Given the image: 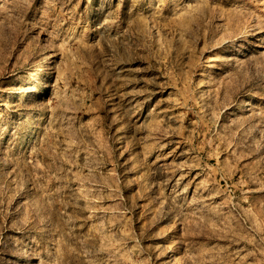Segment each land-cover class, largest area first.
Segmentation results:
<instances>
[{
	"label": "rangeland",
	"instance_id": "374dc122",
	"mask_svg": "<svg viewBox=\"0 0 264 264\" xmlns=\"http://www.w3.org/2000/svg\"><path fill=\"white\" fill-rule=\"evenodd\" d=\"M0 264H264V0H0Z\"/></svg>",
	"mask_w": 264,
	"mask_h": 264
},
{
	"label": "bare ground",
	"instance_id": "6f19581e",
	"mask_svg": "<svg viewBox=\"0 0 264 264\" xmlns=\"http://www.w3.org/2000/svg\"><path fill=\"white\" fill-rule=\"evenodd\" d=\"M247 105V104H246ZM248 106V105H247Z\"/></svg>",
	"mask_w": 264,
	"mask_h": 264
}]
</instances>
